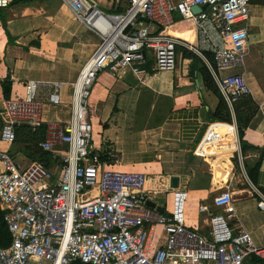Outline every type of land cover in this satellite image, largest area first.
<instances>
[{"label":"built area","instance_id":"obj_1","mask_svg":"<svg viewBox=\"0 0 264 264\" xmlns=\"http://www.w3.org/2000/svg\"><path fill=\"white\" fill-rule=\"evenodd\" d=\"M59 1L99 44L71 85L67 122L44 120L46 105H64L62 83L28 81L22 99L3 102L0 206L12 242L0 248V264H245L251 256L264 261V248L230 226L232 193L213 199L217 212L199 208L207 214L208 238L186 228V192L174 190L164 213L147 207L146 177L113 170L117 154L93 149L88 115L100 73L118 77L127 70L140 78L149 67L154 73L172 72L178 48L205 65L232 110L251 90L244 74L221 78L218 73L244 65L252 0H129L126 11L115 15L103 13L90 0ZM9 2L0 0V11ZM176 18L189 25V40L158 33ZM18 127L43 130L37 148L55 167L47 170L48 165L31 162L22 169L14 164L9 149ZM250 187L264 211V196ZM157 226L165 242L155 248L151 235Z\"/></svg>","mask_w":264,"mask_h":264},{"label":"crops","instance_id":"obj_2","mask_svg":"<svg viewBox=\"0 0 264 264\" xmlns=\"http://www.w3.org/2000/svg\"><path fill=\"white\" fill-rule=\"evenodd\" d=\"M90 1L109 15L124 13L129 2ZM182 23L186 25L184 31L169 29L177 34L190 31L189 25ZM246 28L245 57L251 59L247 71L239 74H244L251 90L249 97L258 107L244 135L250 149L241 150L233 107L229 109L232 125L209 120L208 113L216 110L218 99L205 90L200 74L203 63L197 57H182L172 72L154 73L149 67L148 75L140 78L127 70L118 77L100 73L91 90L88 115L90 112L93 149L101 154H117L113 170L144 175L147 202L161 207L164 213L174 190L186 192L188 198L191 194L194 214L187 203L186 228L208 238L207 214L200 213L199 208L207 206L210 212H217L212 207L213 199L224 192L232 193L235 213L230 226L234 231L244 230L254 246L264 248V211L258 209V197L250 187L264 196V0L251 1ZM92 35L59 0H27L1 10L0 120H4L3 82L12 83L14 97L24 96L28 81H48L63 84L64 105L52 107L51 114L46 111L51 118L44 120L67 122L71 85L99 44ZM250 48L255 50L250 52ZM25 135L11 146L9 153L13 159L37 162L39 157L34 155L33 159L32 151H27L32 144L30 134ZM0 148L6 149L2 144ZM46 158L43 165L56 166L50 164L47 155ZM173 178L177 179L176 187L171 185ZM259 231H263L261 237L256 234ZM151 236L155 248L164 245L165 235L160 227H154ZM253 258L256 264H264ZM248 262L249 259L245 264Z\"/></svg>","mask_w":264,"mask_h":264},{"label":"trees","instance_id":"obj_3","mask_svg":"<svg viewBox=\"0 0 264 264\" xmlns=\"http://www.w3.org/2000/svg\"><path fill=\"white\" fill-rule=\"evenodd\" d=\"M26 2L27 0H14L9 2V6L16 5L19 3H26ZM171 28L176 32H181L186 30V25L183 24L178 18H176L175 23L171 26ZM158 33H164V30L161 29L158 31ZM178 50H182V49L178 48L177 52ZM182 54L184 58L197 59L193 54L185 50H183ZM206 58L211 60V57L208 54L206 55ZM200 74L202 77V82L205 90L210 91L218 99V105L216 110L213 113H208L209 120L211 122H219L226 125H232L233 116H234L236 129H237V136L239 139L241 150L242 152H244L247 149H250L251 146H249L244 141V135H245V131L249 126L250 121L257 113L258 107L255 105V103L252 101V99L249 96L242 97L233 104V116H232L231 111L229 110L228 106L226 105L225 101L220 95L210 73L203 64L200 69ZM11 89H12V83H10L9 81L3 82L1 84V91L4 100L11 98ZM2 124L3 122L0 120V129L2 127ZM25 133L28 135L30 134L29 136L31 137L30 144L32 143L31 144L32 146L30 145L29 147H27V151H32L33 153L32 158L35 159L36 158L35 156L39 157L37 158L38 160L37 162L39 163H42L43 161H47L46 154L41 152L37 148V144L43 139V130L38 129L36 131H32L28 127H18L15 129V135H16L15 143L16 141L18 142V140L19 141L22 140L21 138L26 136ZM32 148H34V150ZM103 159H105L104 156ZM4 214L5 211L2 210L0 206V248L8 247L12 242L11 234L7 230V227L3 221ZM253 259H254L253 257H250L248 263L256 264V262H253Z\"/></svg>","mask_w":264,"mask_h":264},{"label":"rangeland","instance_id":"obj_4","mask_svg":"<svg viewBox=\"0 0 264 264\" xmlns=\"http://www.w3.org/2000/svg\"><path fill=\"white\" fill-rule=\"evenodd\" d=\"M123 5H124V6H125V5L127 6L126 3H124ZM100 10L102 11L101 8H100ZM103 12H104V11H103ZM111 12H112V13H115V11H111ZM92 37L95 39L94 41L99 42V39H98V38H96V37L93 36V35H92ZM253 50H255V48H250V52L253 51ZM182 52H183V50H178V52H176V53H177V55H176V64H175L176 67H179V65H180L181 62H182V57H183ZM250 59H251V56H248V55H247V56L245 57V59H244V68H243L242 66H240V67H236V68H233V69L225 70V71H223V72H219V73H218L219 76H220L221 78H224V77L229 76V75H236V74L242 73L244 70L247 71V65H248ZM196 63L198 64L197 61H196ZM14 97H15V98H18V99H22V98H23V95H18V96H14ZM52 109H53V108H52L51 106H49V105H46V106L44 107V118H51V117L47 116L46 111L49 112V114H51L52 111H53ZM89 116H91V113H90V112H89ZM90 122H91V121H90ZM92 124L94 125L93 122H92ZM93 137H94V134L92 135V141H93V143H94V139H93ZM13 161H14V164L19 165L22 169L27 168V167L29 166L30 162H31V161L26 160V159H25V160H21L20 157H16V159H14ZM49 162H50V161H49ZM50 164H52V163H50ZM51 168H52L51 166L46 167L47 170H51ZM190 195H191V194H190ZM190 195H189V198H188V200H187V203H188L187 207H188L189 210H191V214H194V206H193V204H190ZM234 205H235V204H234ZM262 232H263V231H259V232H257L256 234L259 235V237H261ZM256 234H255V235H256ZM255 235H254V236H255ZM254 236H252V239L254 238ZM256 246H257V245H256Z\"/></svg>","mask_w":264,"mask_h":264},{"label":"water","instance_id":"obj_5","mask_svg":"<svg viewBox=\"0 0 264 264\" xmlns=\"http://www.w3.org/2000/svg\"><path fill=\"white\" fill-rule=\"evenodd\" d=\"M206 9V6H203L202 9H199V8H195V11L199 12L200 10H204ZM165 35H168V36H172V37H176V38H180V39H183V40H188L189 36L191 35V31H186L184 33H181V34H177L175 33L173 30L171 29H167L165 32H164ZM45 166V165H44ZM171 185L172 187H176L177 186V179L176 178H173L172 181H171ZM147 206L152 208V209H155L157 212L159 213H162V208L161 207H156L153 203H149L147 202Z\"/></svg>","mask_w":264,"mask_h":264}]
</instances>
